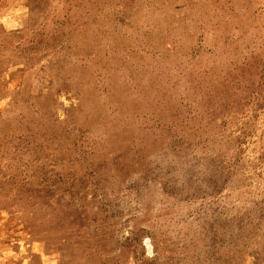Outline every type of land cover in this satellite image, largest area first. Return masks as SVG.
<instances>
[{"label": "rangeland", "instance_id": "obj_1", "mask_svg": "<svg viewBox=\"0 0 264 264\" xmlns=\"http://www.w3.org/2000/svg\"><path fill=\"white\" fill-rule=\"evenodd\" d=\"M0 264H264V0H0Z\"/></svg>", "mask_w": 264, "mask_h": 264}]
</instances>
